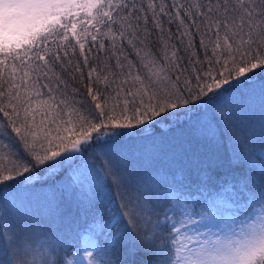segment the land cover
I'll return each mask as SVG.
<instances>
[{
    "label": "snow or ice",
    "instance_id": "6c2138e0",
    "mask_svg": "<svg viewBox=\"0 0 264 264\" xmlns=\"http://www.w3.org/2000/svg\"><path fill=\"white\" fill-rule=\"evenodd\" d=\"M0 264H264V0H0Z\"/></svg>",
    "mask_w": 264,
    "mask_h": 264
}]
</instances>
